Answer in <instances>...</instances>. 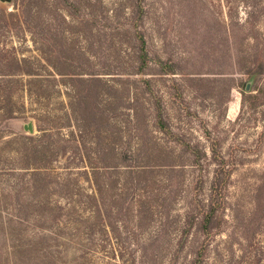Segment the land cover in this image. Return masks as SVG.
Wrapping results in <instances>:
<instances>
[{
	"label": "rangeland",
	"instance_id": "obj_1",
	"mask_svg": "<svg viewBox=\"0 0 264 264\" xmlns=\"http://www.w3.org/2000/svg\"><path fill=\"white\" fill-rule=\"evenodd\" d=\"M134 2L0 3V264H169L208 199L211 146L232 169L219 225H194L174 264L202 240V264H264V16L143 0L140 75ZM29 118L33 134L9 124Z\"/></svg>",
	"mask_w": 264,
	"mask_h": 264
},
{
	"label": "trees",
	"instance_id": "obj_2",
	"mask_svg": "<svg viewBox=\"0 0 264 264\" xmlns=\"http://www.w3.org/2000/svg\"><path fill=\"white\" fill-rule=\"evenodd\" d=\"M223 1L228 8H232L234 5H238L239 3H242L244 6H246L248 9L246 18L247 22L248 20H258L262 16H264V1L262 0ZM23 5L24 4H21L20 6L22 16L24 15ZM144 14L145 10L143 6V0H135L131 8V21L133 23L134 39L137 45L136 58L138 64L136 66V73L140 75L146 74V69L150 61L147 53L145 37L139 28L140 24L143 21ZM229 32H225V38L227 41H229L230 38ZM260 52L261 54H263V50ZM253 62H255V60ZM162 73L173 75L175 73V70L169 67L163 69ZM254 73L256 72H253L252 74ZM143 82L148 84L147 78H143ZM151 100H153L154 106L155 125L162 131H165L169 134L170 132H168L166 128V124L162 119L157 101L153 95L151 96ZM247 104L250 108L256 105L253 96H247ZM203 156H205L204 153ZM211 158L215 161L216 167L213 170L212 178L209 184L208 199H206L205 204L199 203V201H193L194 204L192 205L191 209L186 212L182 234L180 236V239L178 240L177 248L175 249L172 258L170 259L169 264L175 263L178 257L179 247H183L188 232L194 225L198 226V231L200 232L201 236H203V239H206L210 235L214 234L219 225L217 222L218 215L216 214V210L219 208H223L224 196H222V192H224V189H226L228 185L232 169L230 166V162L225 159L224 156H222L219 152H216V149L213 146H211ZM195 161L197 162V158H195ZM202 244L203 240L198 245V248L196 250H192L191 257L185 264H202V260L204 257V251L201 250Z\"/></svg>",
	"mask_w": 264,
	"mask_h": 264
},
{
	"label": "water",
	"instance_id": "obj_3",
	"mask_svg": "<svg viewBox=\"0 0 264 264\" xmlns=\"http://www.w3.org/2000/svg\"><path fill=\"white\" fill-rule=\"evenodd\" d=\"M1 4L5 5H12L13 0H0ZM255 75L252 74L249 76L248 80L244 84V92L248 93L251 91V86L254 81ZM9 124L16 126L17 128H20L24 133L27 134H33L34 133V124L32 119H27L26 121L23 120H18V119H12L9 121Z\"/></svg>",
	"mask_w": 264,
	"mask_h": 264
}]
</instances>
